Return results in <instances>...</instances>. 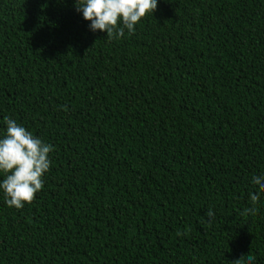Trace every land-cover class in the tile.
Returning <instances> with one entry per match:
<instances>
[{
  "label": "trees",
  "instance_id": "trees-1",
  "mask_svg": "<svg viewBox=\"0 0 264 264\" xmlns=\"http://www.w3.org/2000/svg\"><path fill=\"white\" fill-rule=\"evenodd\" d=\"M88 23L0 0V129L52 146L31 202L0 194V264H264V0H157L118 39Z\"/></svg>",
  "mask_w": 264,
  "mask_h": 264
},
{
  "label": "clouds",
  "instance_id": "clouds-1",
  "mask_svg": "<svg viewBox=\"0 0 264 264\" xmlns=\"http://www.w3.org/2000/svg\"><path fill=\"white\" fill-rule=\"evenodd\" d=\"M74 6L88 21L91 32H106L108 39L120 38L132 33L136 24L157 6V0H74ZM0 129V194L9 207L21 209L33 200L43 186V176L48 172L52 146L34 135L22 124L8 116L2 118ZM250 183L264 190V170L253 174ZM258 191L250 194L251 207L242 210L241 215L255 211ZM209 222L214 212L205 213ZM248 261L254 257L248 256Z\"/></svg>",
  "mask_w": 264,
  "mask_h": 264
}]
</instances>
